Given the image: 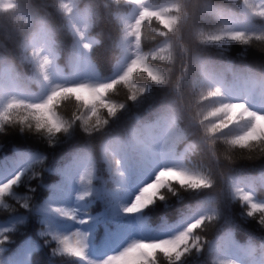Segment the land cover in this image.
Returning a JSON list of instances; mask_svg holds the SVG:
<instances>
[{"label":"clouds","instance_id":"obj_1","mask_svg":"<svg viewBox=\"0 0 264 264\" xmlns=\"http://www.w3.org/2000/svg\"><path fill=\"white\" fill-rule=\"evenodd\" d=\"M70 89L104 93L86 103ZM50 101L58 131L39 111ZM257 117L264 0H0V151L12 136L67 146L54 165L12 146L0 177V253L37 215L50 255L80 264H264ZM52 171L55 183L43 185ZM41 187L48 196L37 200ZM93 198L128 229L100 258L89 256L83 218ZM158 203L178 214L153 237L148 212ZM173 245L176 253L161 250Z\"/></svg>","mask_w":264,"mask_h":264},{"label":"trees","instance_id":"obj_2","mask_svg":"<svg viewBox=\"0 0 264 264\" xmlns=\"http://www.w3.org/2000/svg\"><path fill=\"white\" fill-rule=\"evenodd\" d=\"M6 147L0 151V177L7 175L10 170L9 162L12 159V146L15 145L21 151L44 152L48 155V163L54 165L56 160L63 155L66 147H58L56 149H47L31 140H21L19 136H12L5 142ZM57 175L54 171L45 173L43 185H51L55 183ZM36 183V182H34ZM48 196V189L41 187L37 191V200H43ZM179 205L173 203L172 206L165 208L161 204H157L150 209L148 216L151 222L150 235L155 237L163 234L160 226L165 221H174L177 217V209ZM83 218L90 221V231L92 233V244L90 250L95 252L101 242L106 240H115L119 234L127 229L126 222L119 217H114L108 208V204L103 198H93L91 201L88 214ZM0 217V221H3ZM41 227L40 217L31 215L27 222L24 223L19 230H14L11 240L6 246L0 258L7 259L8 264H80L71 258L52 257L49 248L43 246V240L36 233Z\"/></svg>","mask_w":264,"mask_h":264},{"label":"snow or ice","instance_id":"obj_3","mask_svg":"<svg viewBox=\"0 0 264 264\" xmlns=\"http://www.w3.org/2000/svg\"><path fill=\"white\" fill-rule=\"evenodd\" d=\"M150 15H153V14L152 13L145 12V16L146 17L147 16H150ZM157 18L160 20V23L163 24L165 27H168L169 26L170 21L166 17L157 14ZM240 38L241 37H239V36L230 37V39H240ZM149 75L151 76V73H149ZM152 79H156V77L155 76H152ZM69 91L76 92L77 93V96L80 97V98H83L86 103H90L92 101L99 100L100 97L104 93V89L97 90L100 95H95V94H91L90 95L86 90H81V89H70ZM50 107H51V101L49 102V104L47 106H42L39 109V111L42 114V116L48 118V120L52 124V126L54 128H56V130L58 131L59 128L57 127L55 121L52 119L51 115L49 114ZM107 107L109 108V111H114L115 110L111 106H107ZM240 107L241 106H236V107H234L232 109V115L233 116H235L240 111ZM257 128L264 129V119H261L260 117H257ZM173 178H176V177L174 176ZM245 199H247V197H245ZM256 210L257 209L255 208V206H253V211H256ZM142 250H143V252L145 253V255L147 257L153 256L154 255V251H155V249L153 247H150L148 245H144L142 247ZM161 250L165 254H169L170 255V254L176 253V246L173 245V246L163 247V248H161ZM64 251L70 252L73 255H79V252H77L75 246L72 245V244H69L68 242H65ZM177 256H178V254H177Z\"/></svg>","mask_w":264,"mask_h":264},{"label":"rangeland","instance_id":"obj_4","mask_svg":"<svg viewBox=\"0 0 264 264\" xmlns=\"http://www.w3.org/2000/svg\"><path fill=\"white\" fill-rule=\"evenodd\" d=\"M127 232H128V230L125 231V232H123L122 234L119 235V237L117 238L116 244H114V250H117V249H118V247H119V245H120L122 239H123L124 236L127 234ZM113 252H114L113 249H110V248L106 245V246H104L102 249H100V250L98 251V253H100V255H99L98 258L103 257L104 255H107V254H110V253H113ZM92 258H94V257H92Z\"/></svg>","mask_w":264,"mask_h":264}]
</instances>
